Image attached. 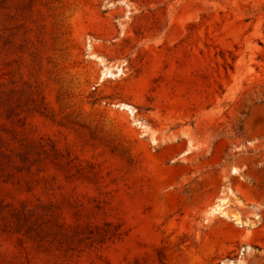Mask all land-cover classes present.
Listing matches in <instances>:
<instances>
[{
  "label": "rangeland",
  "instance_id": "obj_1",
  "mask_svg": "<svg viewBox=\"0 0 264 264\" xmlns=\"http://www.w3.org/2000/svg\"><path fill=\"white\" fill-rule=\"evenodd\" d=\"M0 150V205L107 233L0 264H264V0H0Z\"/></svg>",
  "mask_w": 264,
  "mask_h": 264
},
{
  "label": "trees",
  "instance_id": "obj_2",
  "mask_svg": "<svg viewBox=\"0 0 264 264\" xmlns=\"http://www.w3.org/2000/svg\"><path fill=\"white\" fill-rule=\"evenodd\" d=\"M19 161L24 165L25 156L20 157ZM6 163L0 162V177L4 179H8V175H11ZM100 227L93 224L71 225L60 218V213L53 204L40 206L38 209L23 210L12 208L11 204L7 203L0 205V231L21 234L39 247H54L60 252H75L87 244L91 245L92 242L103 243L107 239V233H102ZM112 235L118 233L113 232Z\"/></svg>",
  "mask_w": 264,
  "mask_h": 264
},
{
  "label": "bare ground",
  "instance_id": "obj_3",
  "mask_svg": "<svg viewBox=\"0 0 264 264\" xmlns=\"http://www.w3.org/2000/svg\"><path fill=\"white\" fill-rule=\"evenodd\" d=\"M125 107H127V106H125ZM211 213H222V214H224L223 203H221V202L215 203L211 208Z\"/></svg>",
  "mask_w": 264,
  "mask_h": 264
}]
</instances>
